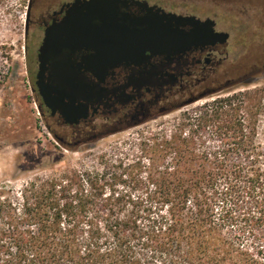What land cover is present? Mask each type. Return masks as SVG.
I'll return each mask as SVG.
<instances>
[{"label":"trees","instance_id":"16d2710c","mask_svg":"<svg viewBox=\"0 0 264 264\" xmlns=\"http://www.w3.org/2000/svg\"><path fill=\"white\" fill-rule=\"evenodd\" d=\"M231 100L215 99L207 119L233 116ZM236 122L216 154L177 134L146 176L141 161H120L33 178L0 201V264H264V148Z\"/></svg>","mask_w":264,"mask_h":264},{"label":"rangeland","instance_id":"374dc122","mask_svg":"<svg viewBox=\"0 0 264 264\" xmlns=\"http://www.w3.org/2000/svg\"><path fill=\"white\" fill-rule=\"evenodd\" d=\"M170 1L178 11L214 18L219 29L230 33L219 70L179 96L164 113L93 142L65 145L55 137L52 121L40 113L32 92L30 55L26 58L24 52L29 0H0V201L17 200L35 177L102 171L120 161H141L146 176L154 171L150 161L174 155L170 142L183 141L177 134L189 137L197 150L216 154L219 148H231L233 129L239 126L236 117L247 130L257 129L255 141L264 148V0ZM201 94L205 95L188 102ZM218 97L232 99L226 109L233 116L209 120L206 112L215 107ZM229 154L236 157L232 151ZM136 185V194L150 186L146 181Z\"/></svg>","mask_w":264,"mask_h":264},{"label":"flooded vegetation","instance_id":"af4514ba","mask_svg":"<svg viewBox=\"0 0 264 264\" xmlns=\"http://www.w3.org/2000/svg\"><path fill=\"white\" fill-rule=\"evenodd\" d=\"M74 1L46 0L39 4V0H32L25 29L24 52L26 58L30 55L32 92L40 113L52 121L50 127L62 143L93 142L164 113L175 106L179 96L192 86L206 83L221 66L220 42L171 53L135 51L133 60L112 66L108 58H95L92 44L70 42L67 34L72 27H68L67 17ZM175 5L170 0H114L95 7L86 4L79 8L80 21H90L92 29L94 25L112 24L121 33L146 35L157 24L164 31L190 32L193 26L178 22L173 14H195L178 11ZM215 21V30L222 31ZM52 26L57 32L56 42L45 51L41 62V48ZM45 98L55 106L54 113Z\"/></svg>","mask_w":264,"mask_h":264},{"label":"water","instance_id":"95a60500","mask_svg":"<svg viewBox=\"0 0 264 264\" xmlns=\"http://www.w3.org/2000/svg\"><path fill=\"white\" fill-rule=\"evenodd\" d=\"M105 1L111 2L114 0H75L71 10L68 12V27H72V29L67 35L71 43H75L76 40H81L84 43L92 44L96 53L95 58H108L112 66L133 60L135 51L142 53L145 49H151L154 53H171L184 51L189 49L192 45L198 44L209 45L220 42L222 45H226L230 37V33L227 31L215 30L216 21L211 17L201 19L196 15L185 16L176 13L173 14V18L178 22L193 26L190 32L181 30L164 31L160 28V25L157 24L154 26L152 32L146 35L121 33L118 32L112 24L102 27L94 25L92 29L90 21L87 20V23L86 19L80 21L82 17L79 9L80 6L88 4L89 6L93 5L95 7L98 3ZM30 10L31 0L29 1L26 12V28L30 17ZM56 37L57 32L55 26L48 28L44 46L41 48V62L45 51L50 48L51 45L55 44ZM38 83L40 84V82ZM49 88L52 89V86L49 85ZM204 95L205 94H201L199 97L193 98L188 102L197 100ZM45 100L54 113L55 106L48 98H45Z\"/></svg>","mask_w":264,"mask_h":264}]
</instances>
